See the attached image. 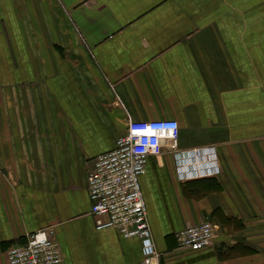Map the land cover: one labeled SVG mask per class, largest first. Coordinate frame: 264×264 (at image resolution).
Wrapping results in <instances>:
<instances>
[{
    "label": "crops",
    "instance_id": "0c3cea01",
    "mask_svg": "<svg viewBox=\"0 0 264 264\" xmlns=\"http://www.w3.org/2000/svg\"><path fill=\"white\" fill-rule=\"evenodd\" d=\"M158 119L180 126L140 178L160 264H264V0H0V264L49 226L66 264H141L87 178ZM204 220L214 244L181 249Z\"/></svg>",
    "mask_w": 264,
    "mask_h": 264
},
{
    "label": "built area",
    "instance_id": "2783aa9c",
    "mask_svg": "<svg viewBox=\"0 0 264 264\" xmlns=\"http://www.w3.org/2000/svg\"><path fill=\"white\" fill-rule=\"evenodd\" d=\"M179 130L174 119L129 120L115 147L97 155L88 174L91 213L100 217L97 229L114 228L124 237H139L144 250L141 264H160L161 253L153 240L140 178L149 156L161 153L163 139L176 144ZM218 233L217 224L204 220L187 224L177 239L181 249L197 250L211 247ZM6 258L8 264H66L54 226L29 233L25 242L7 249Z\"/></svg>",
    "mask_w": 264,
    "mask_h": 264
}]
</instances>
